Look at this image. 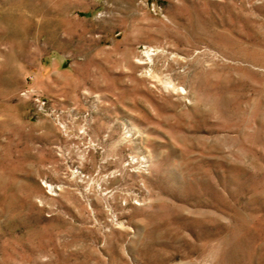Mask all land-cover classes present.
Here are the masks:
<instances>
[{
	"label": "rangeland",
	"instance_id": "rangeland-1",
	"mask_svg": "<svg viewBox=\"0 0 264 264\" xmlns=\"http://www.w3.org/2000/svg\"><path fill=\"white\" fill-rule=\"evenodd\" d=\"M0 264H264V0H0Z\"/></svg>",
	"mask_w": 264,
	"mask_h": 264
}]
</instances>
